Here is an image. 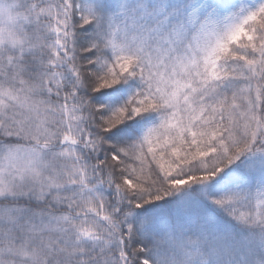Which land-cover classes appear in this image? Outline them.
<instances>
[{
	"label": "snow or ice",
	"instance_id": "obj_1",
	"mask_svg": "<svg viewBox=\"0 0 264 264\" xmlns=\"http://www.w3.org/2000/svg\"><path fill=\"white\" fill-rule=\"evenodd\" d=\"M0 264H264V0H0Z\"/></svg>",
	"mask_w": 264,
	"mask_h": 264
}]
</instances>
